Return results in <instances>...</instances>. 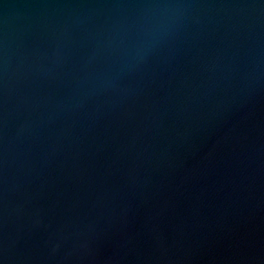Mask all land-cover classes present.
<instances>
[{
  "label": "water",
  "instance_id": "95a60500",
  "mask_svg": "<svg viewBox=\"0 0 264 264\" xmlns=\"http://www.w3.org/2000/svg\"><path fill=\"white\" fill-rule=\"evenodd\" d=\"M0 264H264V0H0Z\"/></svg>",
  "mask_w": 264,
  "mask_h": 264
}]
</instances>
